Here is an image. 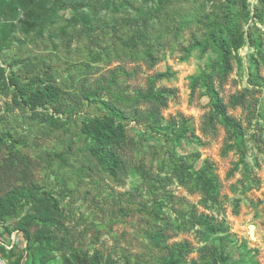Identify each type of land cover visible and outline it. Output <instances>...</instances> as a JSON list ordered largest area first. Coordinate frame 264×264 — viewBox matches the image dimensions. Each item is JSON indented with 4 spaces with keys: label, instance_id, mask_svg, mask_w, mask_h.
I'll return each mask as SVG.
<instances>
[{
    "label": "rangeland",
    "instance_id": "obj_1",
    "mask_svg": "<svg viewBox=\"0 0 264 264\" xmlns=\"http://www.w3.org/2000/svg\"><path fill=\"white\" fill-rule=\"evenodd\" d=\"M12 231L10 264H264V0H0Z\"/></svg>",
    "mask_w": 264,
    "mask_h": 264
},
{
    "label": "trees",
    "instance_id": "obj_2",
    "mask_svg": "<svg viewBox=\"0 0 264 264\" xmlns=\"http://www.w3.org/2000/svg\"><path fill=\"white\" fill-rule=\"evenodd\" d=\"M213 43H217V41H213ZM224 45H220V49L225 52V61L224 64H228L227 63V57L229 54V49L228 47L225 45V41L223 42ZM209 91L212 94L213 99L215 100V102L219 103V101L216 99V94L214 92L213 87H209ZM23 102L29 106H45V105H49L51 106L55 113H63V114H68V109L66 108V106L63 104V101L67 100V93L65 91H63L60 86L58 84H56L53 81H44L42 83H40V85L37 87L36 91L33 92L28 99H24L23 97H21ZM220 104V103H219ZM115 114V116L122 118L123 120H125V117L123 115H121L116 109L113 112ZM87 134L89 136H93L96 137V141L98 142H102L103 148L107 147V146H111L113 143H115V145L119 144L122 141V136L119 135L118 132L115 131V133L111 130H103V131H96L91 133L89 130H86ZM139 210L148 213V214H152L154 212V210H156L155 207H152L150 209H148V207H146L145 205H139ZM28 239V238H27ZM0 252L5 256V257H9L11 255H13V252H7L5 249L0 248ZM21 258L19 257L16 261V264H21Z\"/></svg>",
    "mask_w": 264,
    "mask_h": 264
},
{
    "label": "built area",
    "instance_id": "obj_3",
    "mask_svg": "<svg viewBox=\"0 0 264 264\" xmlns=\"http://www.w3.org/2000/svg\"><path fill=\"white\" fill-rule=\"evenodd\" d=\"M21 246L23 250L27 248V242L24 240L20 231H12L10 233H0V248L7 252L17 251V247ZM0 264H10L9 260L0 252Z\"/></svg>",
    "mask_w": 264,
    "mask_h": 264
}]
</instances>
